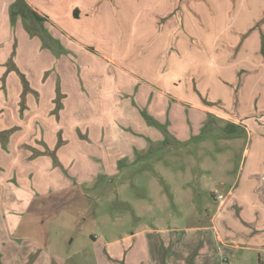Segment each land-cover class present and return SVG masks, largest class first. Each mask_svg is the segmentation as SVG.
<instances>
[{"label":"crops","instance_id":"crops-1","mask_svg":"<svg viewBox=\"0 0 264 264\" xmlns=\"http://www.w3.org/2000/svg\"><path fill=\"white\" fill-rule=\"evenodd\" d=\"M16 1L0 0V264H36L37 251H45V245L27 231L32 232L33 219L51 199L72 190L80 192L81 185L92 178L91 172L96 178H107L118 172L121 160H133L152 146H161L167 138L180 144L190 141L205 121L230 123L247 135L243 172L227 193L215 196L220 199L208 221L186 228L196 236L190 245L183 246V228L175 227L179 235L149 238L143 246L155 245L156 251L149 247L144 257L127 255L126 264H234L239 250H263L264 210L246 207L245 199L253 190L262 191L264 196V74L258 79L255 75L261 64L240 61L234 67L207 60L202 63L209 73L192 71L194 66L190 72L188 67L184 71L178 60L184 59L181 39V55L170 63L172 80H85L81 75L76 77L68 57L62 54L56 59L55 40L69 50L72 33L57 21L56 26H50L48 20L58 17L68 27L73 26L76 36H87L97 34L88 30L90 17L80 13L77 19L72 18L66 0H26L34 19L31 35L22 20L20 26L6 14V3L13 6ZM242 31L223 41L224 54L233 52L229 60L264 49L263 31ZM133 36L138 37L137 31ZM205 37L197 36V44L188 51L216 52L217 46H211ZM73 48L86 56L83 46ZM101 54L108 63L120 66L111 55ZM56 61L60 78L54 70ZM149 66L146 62L141 67ZM62 70L67 72L65 78ZM120 101L127 103L123 106ZM168 101L175 102L168 108L170 116H166ZM131 102H141L147 111L154 108V119L159 118L156 120L162 125L142 128L143 115ZM125 116L137 118L133 133L120 126ZM48 261L44 256L41 263Z\"/></svg>","mask_w":264,"mask_h":264},{"label":"rangeland","instance_id":"rangeland-1","mask_svg":"<svg viewBox=\"0 0 264 264\" xmlns=\"http://www.w3.org/2000/svg\"><path fill=\"white\" fill-rule=\"evenodd\" d=\"M25 1L17 0L13 5L15 9L6 3V14L15 23L19 21L20 26L22 20L24 29L32 35L35 30L33 14ZM66 1L71 17L77 19L80 13L88 15V30L97 33L76 36L72 25L68 27L58 17L54 21L48 20L50 26H56L58 22L67 33H72V48L68 50V46L58 40L52 48L57 60L63 54L74 63L78 78L81 75L85 80H172L174 72L170 63L181 55L178 43L181 39L185 47L184 59L178 60L182 61L184 71L188 67L190 72L191 66H194L192 71H204L207 65L202 62L207 60L222 66L233 64L234 67L240 61L250 64L256 60L261 64L257 67L260 72H255L257 79L260 73L264 74V49L234 59L231 56L230 61L233 52L224 54L223 48V41L237 30L241 34L242 29L263 31L264 38V0ZM97 17L101 20L95 21ZM106 17L110 19L108 22L104 20ZM96 24L101 26L96 27ZM136 31L138 37L133 36ZM161 33L164 34L162 38L159 37ZM201 34L211 46H217L216 52L188 51L191 45L197 44V36ZM74 45L83 46L87 50L86 56L78 54ZM157 47L162 51L155 52ZM101 52L114 57L122 68L108 63ZM58 62L54 70L60 78L62 72L57 69L60 67ZM146 62L151 66L142 68ZM204 72L209 73L208 70ZM66 73L63 71L64 78ZM212 73L214 77V69ZM183 76H186L185 72ZM124 103L127 101H120L123 106ZM131 103L143 115L142 128L162 125L156 120L159 118L154 119V108L147 111V106L141 102ZM172 103L175 102L168 101L166 105V116H170L168 108ZM128 117L120 119L122 125H119L124 131L133 133V122L137 118ZM238 128L230 123L217 125L205 121L198 136L190 141L180 144L167 138L161 146H152L133 160H121L118 172L107 178H96L95 172H91L92 178L81 185L80 192L72 190L61 198L51 199L46 209L33 219L35 227L27 233L34 239H42L45 245V251H37L39 257L35 263L42 264L46 256L47 264H126L127 255L132 253L144 257L150 245L147 248L143 245L149 238L174 236V233H181L184 247L190 245L196 236L186 228L208 221L217 208L216 200L220 199L215 196L227 193L234 179L243 172L247 135ZM263 197L262 191L253 190L245 197L246 207L264 210ZM175 227L183 228L182 232L175 231ZM164 229H168L167 233ZM156 247L150 248L156 251ZM233 263L264 264V249L239 250Z\"/></svg>","mask_w":264,"mask_h":264},{"label":"trees","instance_id":"trees-1","mask_svg":"<svg viewBox=\"0 0 264 264\" xmlns=\"http://www.w3.org/2000/svg\"><path fill=\"white\" fill-rule=\"evenodd\" d=\"M35 16H36L37 18H40V16H39L37 13H35Z\"/></svg>","mask_w":264,"mask_h":264}]
</instances>
